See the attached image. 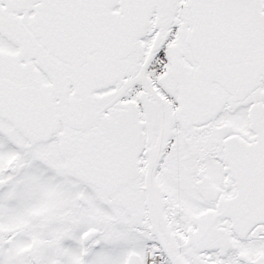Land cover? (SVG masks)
<instances>
[{
    "label": "snow or ice",
    "instance_id": "1",
    "mask_svg": "<svg viewBox=\"0 0 264 264\" xmlns=\"http://www.w3.org/2000/svg\"><path fill=\"white\" fill-rule=\"evenodd\" d=\"M0 264H264V0H0Z\"/></svg>",
    "mask_w": 264,
    "mask_h": 264
}]
</instances>
